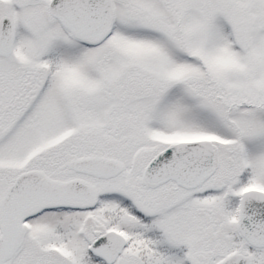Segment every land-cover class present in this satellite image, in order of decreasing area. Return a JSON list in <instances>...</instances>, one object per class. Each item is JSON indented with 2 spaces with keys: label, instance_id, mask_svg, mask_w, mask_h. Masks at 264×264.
<instances>
[{
  "label": "snow or ice",
  "instance_id": "1",
  "mask_svg": "<svg viewBox=\"0 0 264 264\" xmlns=\"http://www.w3.org/2000/svg\"><path fill=\"white\" fill-rule=\"evenodd\" d=\"M0 264H264V0H0Z\"/></svg>",
  "mask_w": 264,
  "mask_h": 264
}]
</instances>
